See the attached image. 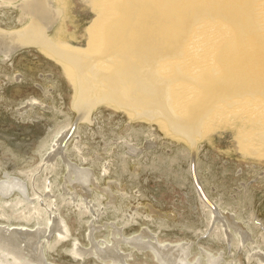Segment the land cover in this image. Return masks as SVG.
Segmentation results:
<instances>
[{"label":"rangeland","instance_id":"rangeland-1","mask_svg":"<svg viewBox=\"0 0 264 264\" xmlns=\"http://www.w3.org/2000/svg\"><path fill=\"white\" fill-rule=\"evenodd\" d=\"M55 6L61 14L50 38L92 52L97 1L56 0ZM29 18L18 7L0 4L1 29L20 31ZM5 57L0 55V179L23 180L28 196H1L0 224L36 230L57 217L65 221L66 236L48 232L43 239L48 238L46 257L54 264H121L104 259L93 242L100 248L114 242L126 264H159L150 248L132 244L134 235L145 231L163 245L188 247L181 256L186 253L192 264L214 259L264 264V144L254 145L256 153L244 142L245 131L223 118L205 126L193 149L161 119L104 101L91 110L89 121H81L75 106L80 81L73 79L72 68L42 45L20 47ZM62 137L64 155L54 158ZM147 140L155 145L134 155ZM72 165L96 176L86 185L88 197L76 190ZM193 170L203 194L214 202L211 208L198 197ZM212 208L228 210L235 221L219 219L220 211L216 216ZM75 246L85 253L76 254Z\"/></svg>","mask_w":264,"mask_h":264},{"label":"bare ground","instance_id":"bare-ground-1","mask_svg":"<svg viewBox=\"0 0 264 264\" xmlns=\"http://www.w3.org/2000/svg\"><path fill=\"white\" fill-rule=\"evenodd\" d=\"M96 1L100 18L92 30L95 48L90 52L59 46L50 38L49 31L61 14L56 0H0L6 8L18 7L30 17L20 31L0 28V55L7 58L17 48L42 45L72 68L73 79L80 81L75 106L81 121L88 120L91 110L103 101L122 108L130 106L136 116L161 119L175 136L196 149L206 125L213 127L223 118L231 119L233 125L245 131L243 140L249 148L260 152L257 147L264 144V0ZM251 46L256 49L248 51ZM237 110L244 111L239 114ZM63 137L55 142L53 157L64 155ZM154 145L147 140L136 147V153L132 149L135 155ZM50 158L53 162L55 157ZM70 169L75 174L72 181L76 190L88 197L87 183L96 181V176L77 165ZM196 175L193 170L195 183ZM198 183V197L211 208L209 203L214 202L206 198ZM18 192L27 198L23 180L11 176L0 181V198ZM214 209L216 215L220 210ZM225 210L222 208L219 219L233 223L236 218ZM57 218L52 224L46 222L50 224L46 229L0 224V264H54L46 257L48 238L43 239L48 232L66 236L65 221ZM242 229L246 232L245 227ZM140 234L134 235L132 244L139 249L150 248L159 264H192L186 253L181 256L188 247L163 245L151 240L154 237L147 231ZM92 248L104 259L121 264L126 261L114 242L103 248L93 242ZM73 250L78 255L86 251L81 246ZM217 261L214 259L212 264Z\"/></svg>","mask_w":264,"mask_h":264}]
</instances>
